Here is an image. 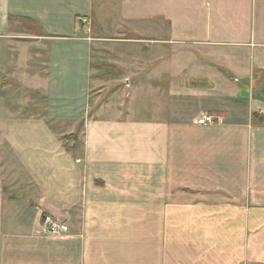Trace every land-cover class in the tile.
Segmentation results:
<instances>
[{
    "label": "crops",
    "instance_id": "obj_1",
    "mask_svg": "<svg viewBox=\"0 0 264 264\" xmlns=\"http://www.w3.org/2000/svg\"><path fill=\"white\" fill-rule=\"evenodd\" d=\"M0 264H264V0H0Z\"/></svg>",
    "mask_w": 264,
    "mask_h": 264
},
{
    "label": "built area",
    "instance_id": "obj_2",
    "mask_svg": "<svg viewBox=\"0 0 264 264\" xmlns=\"http://www.w3.org/2000/svg\"><path fill=\"white\" fill-rule=\"evenodd\" d=\"M80 24L82 27H85L87 25V19L85 17L81 18ZM211 122H212V117L210 116H202L196 120V123L198 125H205ZM41 225H42L43 232L47 234H52V235H58L61 233H65L68 230L65 224L61 223L57 219L51 216H48V215L42 217Z\"/></svg>",
    "mask_w": 264,
    "mask_h": 264
},
{
    "label": "rangeland",
    "instance_id": "obj_3",
    "mask_svg": "<svg viewBox=\"0 0 264 264\" xmlns=\"http://www.w3.org/2000/svg\"><path fill=\"white\" fill-rule=\"evenodd\" d=\"M67 138V137H66Z\"/></svg>",
    "mask_w": 264,
    "mask_h": 264
}]
</instances>
